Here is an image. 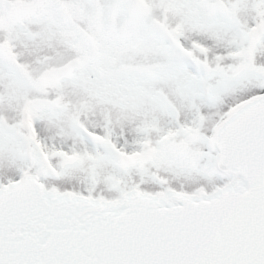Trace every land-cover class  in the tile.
I'll list each match as a JSON object with an SVG mask.
<instances>
[{"label": "snow or ice", "instance_id": "snow-or-ice-1", "mask_svg": "<svg viewBox=\"0 0 264 264\" xmlns=\"http://www.w3.org/2000/svg\"><path fill=\"white\" fill-rule=\"evenodd\" d=\"M0 264H264V0H0Z\"/></svg>", "mask_w": 264, "mask_h": 264}]
</instances>
